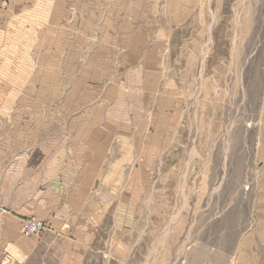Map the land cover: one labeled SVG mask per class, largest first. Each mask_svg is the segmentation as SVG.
I'll list each match as a JSON object with an SVG mask.
<instances>
[{
	"label": "rangeland",
	"instance_id": "374dc122",
	"mask_svg": "<svg viewBox=\"0 0 264 264\" xmlns=\"http://www.w3.org/2000/svg\"><path fill=\"white\" fill-rule=\"evenodd\" d=\"M81 5L86 12L102 9L93 2L76 8ZM55 7L49 6L54 14ZM151 7L158 30L151 43L162 46L161 92L148 101V116L134 117L139 130L128 134L140 162L130 165L133 180L120 181V190L128 184L135 192L129 196L134 226L117 235V259L110 243H102L109 234L103 227L87 245L82 264H263L257 258L264 234V0H158ZM7 8L0 0V10ZM42 10L48 11L46 5ZM47 21L52 24L20 20L15 29L31 34L24 31L13 36V44L0 46V141L30 140L36 136L31 126L44 123L56 131L38 132V138L67 134L61 125L71 120L57 106L32 116L29 101L21 107L18 99L27 91L47 90L46 68L39 66L46 53L30 49L43 39L33 30L46 28ZM80 22L56 19L54 28ZM7 39L0 36V44ZM76 67L59 69V79ZM155 124L163 131L151 135L150 151L141 149L144 125ZM122 137L119 133L118 141ZM46 228L27 238H43ZM58 248L40 247L23 264H61Z\"/></svg>",
	"mask_w": 264,
	"mask_h": 264
},
{
	"label": "crops",
	"instance_id": "0c3cea01",
	"mask_svg": "<svg viewBox=\"0 0 264 264\" xmlns=\"http://www.w3.org/2000/svg\"><path fill=\"white\" fill-rule=\"evenodd\" d=\"M6 1L8 8L0 10V36L10 39L1 47L13 44L14 37L29 30L15 29L20 20L52 21H47L46 28L33 30V35L38 32L43 39L30 47L32 52L42 48L46 53L39 66L46 68L47 90L27 91L18 99L29 101L32 116L52 113L54 105L71 122L63 118L66 122L61 131L67 134L57 138L54 134L38 138V132L56 131L44 123L31 126L36 138L0 141V264H23L38 248L56 245L61 264H82L87 259V245L103 227L109 234L102 243H110L111 257L117 259L113 255L119 252L117 235L134 226L129 196L135 192L128 184L120 190V181L133 180L135 170L133 166L130 172V165L140 162L132 151L134 137L128 133L139 130L134 117L148 116V101L161 92L158 56L162 46L151 43L158 31L153 24L157 13L151 5L158 0ZM87 2L100 4L102 9L86 12L82 5L76 8ZM103 3L107 5L104 9ZM45 5L46 13L42 10ZM49 6H56L55 14ZM61 18L82 22L54 28V21ZM30 59L26 66L32 68ZM76 65L79 69L69 76L66 70L59 79V69ZM61 80L64 87L59 86ZM144 126L140 148L150 151L151 135L164 128L161 124ZM119 133L126 136L121 142ZM260 140L263 148L264 131ZM260 157L264 161L262 152ZM120 191H126L121 201ZM27 219L45 222L43 238L21 234ZM260 238L263 248L257 259L260 256L264 264V234Z\"/></svg>",
	"mask_w": 264,
	"mask_h": 264
},
{
	"label": "built area",
	"instance_id": "2783aa9c",
	"mask_svg": "<svg viewBox=\"0 0 264 264\" xmlns=\"http://www.w3.org/2000/svg\"><path fill=\"white\" fill-rule=\"evenodd\" d=\"M46 225L42 221L27 220L21 226V233L24 237H38L45 231Z\"/></svg>",
	"mask_w": 264,
	"mask_h": 264
}]
</instances>
